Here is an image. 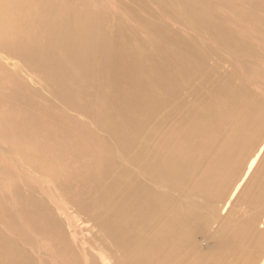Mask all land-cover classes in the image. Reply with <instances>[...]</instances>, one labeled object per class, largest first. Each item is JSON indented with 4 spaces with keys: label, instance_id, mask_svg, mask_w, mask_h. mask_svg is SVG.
I'll list each match as a JSON object with an SVG mask.
<instances>
[{
    "label": "rangeland",
    "instance_id": "rangeland-1",
    "mask_svg": "<svg viewBox=\"0 0 264 264\" xmlns=\"http://www.w3.org/2000/svg\"><path fill=\"white\" fill-rule=\"evenodd\" d=\"M14 1L17 6L9 12L0 10L6 27L13 22L10 33H0V61L15 72L5 81V68L0 69V234L16 247L7 256L9 264H38L42 254L32 251L35 235L45 249H54L45 239L49 235L63 234L72 244V232L82 239L108 218L123 232L133 216L128 203L136 184L139 194L151 187L167 190L173 205L191 203L211 216L180 264H202L200 256L212 257L219 230L239 226L249 234L239 245H245V253L236 264H259L264 196L252 187L264 174V26L248 24L231 0H205L233 22L228 40L210 30V22L198 21L206 10L197 0ZM187 5L195 17L187 16ZM87 31L92 39L84 36ZM116 55L121 66L115 77L110 61ZM237 57L256 59L250 76L240 70ZM109 112L129 134L131 127L142 128L133 141L130 136L118 140L125 151L99 117ZM201 122L205 129L199 135L188 133ZM186 135L196 140L189 147L195 157L188 177L172 189L158 182H149L150 187L132 152L142 145L171 154L186 147L180 141ZM108 143L122 167L111 184L100 178ZM209 171L218 179L204 192L198 184ZM22 200H27L25 210L17 206ZM42 215L51 220L45 227ZM75 254L81 263V252ZM122 254L111 257L130 260Z\"/></svg>",
    "mask_w": 264,
    "mask_h": 264
},
{
    "label": "bare ground",
    "instance_id": "bare-ground-1",
    "mask_svg": "<svg viewBox=\"0 0 264 264\" xmlns=\"http://www.w3.org/2000/svg\"><path fill=\"white\" fill-rule=\"evenodd\" d=\"M231 1L233 2V6L236 9L237 7L238 10L241 9L243 15L246 16L245 18H243V20L248 22V24L257 25V27L258 26L261 27V25L264 26V0H231ZM196 2L198 4H201L202 7H204V9L206 10V13L201 15L198 21L210 22L209 25L213 26V29H210L209 27L208 29L216 33L217 32L221 33V36L223 37L222 39L225 40H228V38L230 39L231 38L230 36L234 34L233 22L230 19L224 17L221 14L220 10L218 9L215 10L214 6L211 3L206 2L205 0H197ZM38 3L39 2L37 0H34L32 4H38ZM15 6H17V4L14 0L13 1L6 0L5 2L0 1V10H5L9 12V10H11V8ZM195 11L196 10L193 9V6L191 5L186 6V14L188 17L189 16L195 17L196 15ZM2 18L0 17V33L2 34L7 32L10 33L12 30L13 22L10 21L11 22L10 25L9 23H7V25L9 26L6 27L5 26L6 22H4ZM202 26H205L206 28V24H203ZM84 36L90 39L91 33L90 32L88 33L87 31L85 32ZM225 40L224 42L227 43V41ZM0 43H1V38H0ZM231 46L233 47V45ZM232 51L235 52V49H233ZM120 61L121 60L118 55L114 56L113 59L110 61L113 71L112 75H114L115 77L119 75L120 72L119 69V67L121 66ZM237 63L241 68L240 70L244 71L245 74L250 73L249 74L250 76L251 71L254 70V66L258 62L256 61V59L253 58L240 59L239 57ZM3 67L5 68V66H3L2 62L0 61V69ZM2 73H3V78L6 81L7 77L10 76V73H15V72L13 70L7 71L5 68V70H3ZM249 80L251 79L249 78ZM262 80L259 82H262ZM252 83L255 82L252 81ZM258 83L256 82V84ZM120 98L117 99L121 101ZM134 101H135L134 104L137 106L139 102L137 100ZM0 116H1L0 123H2L4 120V115L0 114ZM99 117H103L105 119L106 124H108L109 129L111 130L112 134L115 136L118 142L117 144L119 145V147L123 148L124 151L127 148L120 146L119 141L128 136H130V139H132L133 141L136 137H138L142 129L138 124L137 126L130 128L129 131H131L132 134H129L130 132L127 133L122 129V126H119L120 124H122L123 121L116 119L115 115L111 114V112L106 113L104 114V116L102 115ZM200 125L191 127L188 133L199 135L203 131V128L205 126L203 125V123L201 126ZM180 141L182 142L181 145L184 144L186 147L180 148L179 150L171 154L162 153L154 150H146L142 145H139L132 152V159L135 162L139 163L137 172L140 173L142 176L146 177L148 181V185L150 187L151 185L149 184V182H153V183L158 182V184L166 188L172 189L173 185L178 187L179 183L181 184L182 181L188 177L186 175H188L189 171L192 169L191 168L192 164L191 166H189L190 164L189 162H192L193 157H195V156L192 157V151L190 150L191 148L190 146L194 144L196 140L195 137L192 136L189 137L186 135L182 137ZM231 145L232 142L229 143V146ZM121 148L118 149L119 152L117 151L116 152L117 154L118 153L120 154ZM181 149L183 150L185 149V150L183 151ZM28 155L25 158V162H29L27 161L29 160ZM222 155L223 154H221V156ZM117 156L113 149V145L111 146L109 145V143L107 145H104L100 178L101 179L109 178V184L115 181L116 172H119V169L122 168L118 163ZM256 157L257 154L255 157H252L249 170L254 165V161ZM222 163H220V165ZM119 166L121 168H119ZM214 169L217 168L215 167ZM111 170L114 171L111 172ZM248 171L245 173V176L247 175ZM216 173L214 174L213 172L209 171V173H207L204 184L201 183V181L198 184L199 188H201L204 192H207L206 188L210 187L214 183ZM245 176L236 184L232 196L240 187ZM32 178L35 181L37 180L38 183L40 184L44 183L45 181V180L41 181V179L35 176H33ZM175 181L178 183L174 184ZM254 185L255 186L252 187L253 188L252 190L253 191L256 190L255 192L259 190L261 191V195L264 196V174H262L259 181H257V183ZM139 187L140 186L136 184L130 189V194L133 195L132 197L133 201L129 202L128 204L129 207H131L133 216L129 218V221L125 224L123 232L120 233L118 230L119 225H117L113 221H109L110 218H108L104 220L99 225L98 228H96V231H93L92 233L86 235L82 239L77 238L76 232H72V237H73L72 244H69L70 242L64 240L62 236L63 234L49 235L48 238L45 239L48 240L50 244H52L54 249H45L44 241H42L43 238L35 235L36 238H34L33 240H35L36 244L33 245L32 251L34 250V252L42 254V256H38V264H180L181 262L185 261V259L187 258V254L191 252L192 249H194L193 247L195 246L194 244L197 241L196 240L197 234L204 232L205 227L212 222L209 220L211 216L210 215L208 216L209 214L207 213L208 211L202 213L203 209H201V206H196L191 203L186 205V207H182L180 205H176V206L173 205V200L170 196V192L168 194L167 190L155 192V190L151 187L150 191H145L143 192V194H139L138 193ZM195 189L198 190L197 187H195ZM257 194L254 195L256 196ZM232 196L228 200L226 199L227 201L224 203V206H229L231 204L230 199L232 198ZM233 200L234 199H232L231 201ZM26 201L22 200L19 203L17 202L18 209L20 207L21 210H25L24 205L26 204ZM117 208L118 205H114L112 207V211H116ZM42 217L43 220H41L40 218V220L43 221L41 225L42 227H45L51 222V220L44 217L43 215ZM213 218L214 217H212L211 219ZM250 229L252 231V228ZM219 232L220 233L215 237V242H213V244L215 245L214 246L210 245L213 246L211 247L212 248L211 250H213L212 257L203 258L202 255L200 256L201 260H204L203 262L210 264H236L240 255H244L245 253V245L244 246H239V245L240 243L244 244L243 240L246 238V235L248 236L249 231L245 230L244 227L239 226V228H234L228 231L227 230L224 231L223 229H221L219 230ZM29 240L32 241L31 237H29ZM212 240L214 239L212 238ZM15 248L16 247L13 246L10 237L0 234V264H9L7 256L8 254L10 255L11 252H15ZM77 251L81 252L83 257L81 255L80 256L82 257L83 263L79 262L80 259L77 260L75 254V252L77 253ZM105 253H107V255L110 257V260L106 259L107 256H105L106 255ZM115 254L118 256H120V254H122L123 256L125 255L126 258L127 256L129 257L130 255L131 258H129L130 260H125L120 257L119 259L117 258V260L116 259L113 260L114 258L113 255ZM196 254L197 253H195L194 257L197 256ZM111 256H113V258ZM261 260L262 261L259 264H264V256L263 259ZM198 262L200 263L201 261L198 260ZM203 262L201 263L203 264Z\"/></svg>",
    "mask_w": 264,
    "mask_h": 264
}]
</instances>
